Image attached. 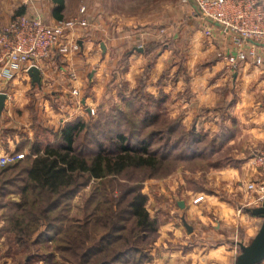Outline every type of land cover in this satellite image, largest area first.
<instances>
[{
	"label": "rangeland",
	"instance_id": "374dc122",
	"mask_svg": "<svg viewBox=\"0 0 264 264\" xmlns=\"http://www.w3.org/2000/svg\"><path fill=\"white\" fill-rule=\"evenodd\" d=\"M64 6L66 18L74 17L79 7L85 6L90 26L95 10H99V13H104L107 18L112 17L115 22H119L118 17L132 16L135 17L134 28L157 27L160 30L157 43H139L137 35L134 44L119 52L115 50L105 63L100 43L98 40L93 42V48L89 50L88 55L97 54V57L83 67L82 77H78L83 83L77 87L80 96L73 98L70 95V87L62 100L66 106L74 105L75 108L80 107L81 97L82 100L88 98L93 102L94 107L91 108H94L95 116L84 120L87 128L75 140L76 152L89 157L99 145L107 150L116 149V135L121 134L131 143L146 138L151 143L150 150L159 152V155L167 159L154 174L149 171H137L128 173L125 178L106 181L104 192L101 191L98 181H92L75 197L60 205L56 212L59 214L57 219L67 215L69 221L75 225L82 224L86 219L85 205L92 194L97 195L102 213L110 204L120 203L121 196L129 188L139 187L143 193L146 183L155 184V189L158 182H164L166 188L169 185L173 187L170 195H158L156 189L151 191V197L146 195L145 208L152 218L157 219L158 216L165 220L164 216L170 218L173 215L176 227L186 232L180 216L187 218L188 223L192 221L193 216L200 218L203 212V215L210 218L209 228L214 233L216 230L223 233L219 228L222 221L213 210H207L205 207L199 211L195 208L203 199H207L221 202L218 207H221L222 215L239 216L248 221L246 227L249 228L257 225L255 232H245L244 228L237 227L236 237L224 239L214 236L211 239V246L227 243L236 253L234 261L237 260L241 253L240 245L248 246L262 223V219L251 214L254 208L251 203L255 194L245 190L246 184L253 181L252 179L246 182L251 178L245 177V174L250 172V167H255L251 161L258 155L252 143L246 140V136L241 140L239 138L240 118L236 115L235 107L241 89L235 88L228 74L232 73V70L217 56L222 47V39L215 36L214 41L207 40L203 34L206 22L197 17L190 6L182 4L181 0H64ZM15 14L18 12L13 15ZM107 18L104 17V21ZM6 24H0V28ZM136 48H142L141 55L144 56L141 71L128 78L125 74L130 63L129 57H138ZM64 65L57 61L56 71L61 73L60 68H64ZM247 67L249 70L255 69L250 65ZM99 69L100 76L92 78ZM256 70L260 76L240 80L238 83V87L243 85V93L253 92L251 87L256 86L264 77L261 76L264 66ZM69 73L65 70L61 74L66 80H72L68 76ZM24 76V79L14 83V89L20 93L11 92L9 101L12 106L27 110L25 113L16 112L18 120L13 125L21 129L29 125L30 115L32 116L30 112L35 108L45 109L44 104H47L51 112H55L57 102L53 93L59 95L53 88H47L44 92L38 90L36 86L31 85L29 77ZM93 86H96V91L91 90ZM87 108L83 107L82 111L86 113ZM77 118L79 117L69 113L62 114L61 126ZM143 120H146L147 125L142 124ZM41 129L35 132L41 140H55L52 130ZM44 130L50 132L47 134ZM235 135L238 137L231 142ZM262 145L264 147V144ZM240 163H247V166H240ZM257 172L260 173L259 170ZM230 173L235 176L233 179L229 176L227 180L225 177ZM22 179L19 169L7 173L0 172V264H77L79 259L76 256L79 250L73 251L74 235L66 237L65 229L60 230V223H53L54 230L47 233V226L41 225L38 232L30 236L20 235L14 230V224L10 220L18 214L14 205L21 200ZM259 179L263 180L261 176ZM198 198L202 200L195 203ZM179 199L186 202L188 208L177 209L175 200ZM104 202L109 204L103 205ZM161 202L171 205V208L164 206L162 209ZM124 206L125 202L121 204V207ZM160 224L162 222L158 221L159 227ZM121 225H125L127 230L131 227V223ZM95 238L97 240L99 235ZM66 242L72 243V252L75 255L70 251L65 252L70 249L64 244ZM152 246L153 244L150 248ZM149 254L152 260L150 251ZM263 263L264 261L260 264Z\"/></svg>",
	"mask_w": 264,
	"mask_h": 264
},
{
	"label": "trees",
	"instance_id": "16d2710c",
	"mask_svg": "<svg viewBox=\"0 0 264 264\" xmlns=\"http://www.w3.org/2000/svg\"><path fill=\"white\" fill-rule=\"evenodd\" d=\"M51 1L55 5L53 18L63 19L64 0ZM146 120L142 124L147 125ZM86 128L85 121L77 118L60 126L56 132L52 131L55 137L53 142L41 140L36 133L28 146L29 154L23 161L0 168L1 173L19 169L23 178L21 200L14 205L18 214L10 220L14 224L13 228L20 235L30 236L38 232L41 225L47 226V233L54 230L53 223H60V230L65 229L66 237L74 235L73 251L79 250L77 264L148 263L151 260L149 249L156 241L159 225L157 219L150 217L147 212V197L139 187L129 188L121 196L120 203L110 204L102 213L97 195L92 194L86 202V219L82 224L75 225L67 215L57 219L59 214L56 212L60 205L75 197L92 181H98L104 192L106 181L125 178L128 173L137 171L154 174L167 159L159 152L151 151V143L146 138L131 143L121 134L116 135V149L107 150L99 145L94 154L83 156L76 152L74 144ZM40 129L37 127L36 130ZM50 131L43 132L48 134ZM123 202L125 206L121 207ZM125 223H131L129 230L121 225ZM96 235H99L97 240ZM64 244L70 247L65 252H72V243ZM72 254L75 255L74 252Z\"/></svg>",
	"mask_w": 264,
	"mask_h": 264
},
{
	"label": "crops",
	"instance_id": "0c3cea01",
	"mask_svg": "<svg viewBox=\"0 0 264 264\" xmlns=\"http://www.w3.org/2000/svg\"><path fill=\"white\" fill-rule=\"evenodd\" d=\"M258 1L264 4V0ZM54 7L55 5L51 0H31L26 5H23L22 0H0V24H6L15 12L26 13L29 16H37L47 22L55 21L56 19L52 16V10ZM190 7L192 11H194L192 4ZM61 15L62 18H66L65 10L61 13ZM93 16L94 18L92 17L93 21H91V26L80 34L83 46L81 53L83 55L81 54L76 57L74 55L68 56L66 59L67 65H64V70L74 73L76 75V80H66V77L63 76V74L56 71L57 62L52 61L51 59L46 61L41 68V85L36 87L38 90H42L43 92L47 90V88L57 90V94L59 95H55V93H53L55 102H57L55 112H51L47 104H44L45 109L35 108L33 112H30L32 113V116L30 115L29 125H26L24 129H21V127L13 125L18 120L16 112L22 111L25 113L27 110L15 107L14 105L12 106L9 101L11 99V92L15 94L20 93L14 89L16 88L14 83L20 79H24L25 76L23 74H17L15 78L8 82L7 86L3 83L0 85L1 93L6 95L4 108L0 115V157L11 152L28 155V146L35 137L37 127L50 129L56 132L61 126L62 122L60 117L62 114L64 115L69 113L70 115H75L76 117L81 118L83 121L89 118L82 111V108L94 107L93 102L90 99L86 98L82 100L81 97L80 107L78 108H75L74 105L66 106L65 103L63 104L62 100L65 98L64 95L68 92L70 87L77 88L83 84L78 77H82V73L84 72L83 67L91 61H94L97 57V54H94V56L88 55L89 50L93 48V42L95 40H98L100 46H104V50L101 51L103 63L109 59L110 55L115 52V50H118L119 52L120 50L122 51L124 48L134 44L136 42L137 35L139 39L137 42L139 43H142L143 41L145 44L150 41L157 43L159 40L160 30L157 27L154 29L151 27H142L141 29L140 27L139 29L137 27L134 28L135 25H133V23H135V17H118L119 22H115L112 17L107 18L104 13H99V10H95ZM104 17L107 18L105 21ZM99 39L101 41H99ZM143 57L144 56L141 55V53H138V57L136 58L134 55H130V63L125 74L128 78L134 77L137 71H141V62L143 61ZM223 64L225 65L224 62ZM247 66L249 65L242 66L228 74H230L229 76L231 77L235 88L241 89V92L239 93L240 98L237 100L238 102L235 107L236 115L240 118L238 127H240L241 132L239 138L241 140L243 136H246V140L252 143L251 145L255 147L254 151L257 155H259L264 151V147L262 145L264 144V77H262L260 82H257L256 86L254 85L251 87V89L254 90L253 92H249V94L243 93V85L240 84L241 87H238L240 80L254 79L260 76L259 71L256 70L257 68L249 70ZM100 74L101 70L99 69L92 78H96V76L98 78ZM91 76L92 75H90V78ZM261 76H264V72ZM96 89V86H93L91 90L96 91ZM11 131H14V133ZM237 137L238 136L235 135L231 142H233ZM239 138L237 140H239ZM259 143L262 144L259 145ZM235 158H237V156ZM252 162L253 160L251 163ZM240 164V166H247V163ZM258 170L260 171V169L250 167V172L246 173L245 177L251 179H247L246 182L252 179L253 181L260 180V173L257 172ZM229 176L233 179L235 174L230 173V175H226L225 178L228 180ZM153 185L155 184H145L143 193L148 197H151V191L155 189L157 190L158 195L161 194L163 196L170 195L173 191V187L169 185L166 188L164 182H158L155 189ZM179 202L184 201L180 199L175 200L176 206ZM219 203L203 199L201 203H198V205L195 206V208L199 211H201V209L203 210L205 207L207 210H213V213L222 221L219 228L223 230V233H219V230H216L214 233L213 230L209 228L210 218L203 215V212L200 218L198 216H193L192 221L188 222L189 226L192 227V232L190 234L187 233V231H181L176 227V220L173 215H171L170 218H168L167 215L164 216L163 218H165V220L160 219L157 216L159 223L162 222V224H160L158 229V238L150 248V253L153 258L150 262L145 264H236V260L234 261V258L236 257L235 251L232 248L230 249L227 243L218 246H211V239L214 236L224 239L236 237L237 227L241 229L244 228L245 232L247 230H254L255 232V226L257 225L254 224L255 226L249 228L246 227L247 224H249L248 221L239 216L232 217L228 214L225 216L222 215V209L221 207H218L220 206L218 205ZM168 205L163 202L160 203V207H162V209H164V206ZM168 207L171 208V205ZM184 208H188V204H186V202H184ZM177 209H179L178 206ZM173 211L170 212L172 213ZM182 218L184 217L180 216V219ZM250 224L253 225V223ZM233 228L235 229L233 230Z\"/></svg>",
	"mask_w": 264,
	"mask_h": 264
},
{
	"label": "built area",
	"instance_id": "2783aa9c",
	"mask_svg": "<svg viewBox=\"0 0 264 264\" xmlns=\"http://www.w3.org/2000/svg\"><path fill=\"white\" fill-rule=\"evenodd\" d=\"M29 1L31 0H22L23 5ZM181 2L187 6L192 4L197 17L206 22L203 34L207 40L214 41L215 36L222 39V47L217 56L228 69L235 71L245 65L255 68L264 66L263 3L258 0ZM89 27L85 6H80L74 17L51 22L26 13L13 15L11 20L0 28V85L3 83L7 86L17 74L28 76L32 67L42 73L43 64L50 59L64 65L68 56L81 53L83 46L80 34ZM60 72H65L63 67ZM69 77L76 80V75L72 72ZM70 95L73 98L80 96L77 88H72ZM85 114L93 118L94 108L88 107ZM23 156L14 152L3 155L0 157V168L18 162ZM253 162L255 168L260 169L263 180L247 183L245 190L255 194L251 204L254 205L253 209H256L262 207L264 201V151L256 156ZM201 200L202 198L195 199V203Z\"/></svg>",
	"mask_w": 264,
	"mask_h": 264
},
{
	"label": "water",
	"instance_id": "95a60500",
	"mask_svg": "<svg viewBox=\"0 0 264 264\" xmlns=\"http://www.w3.org/2000/svg\"><path fill=\"white\" fill-rule=\"evenodd\" d=\"M104 50V46H101ZM135 51L142 53V48H136ZM28 76L30 78L31 85L39 87L41 85L40 72L35 67H32L28 71ZM6 101V95L0 93V115L4 108V103ZM179 209H184V202H179L177 204ZM251 214L259 219H262L261 226L248 246L240 245V255L237 257L236 264H260L264 261V201L262 207L251 210ZM182 225L187 231V233L192 232V227H190L184 218L181 219Z\"/></svg>",
	"mask_w": 264,
	"mask_h": 264
}]
</instances>
